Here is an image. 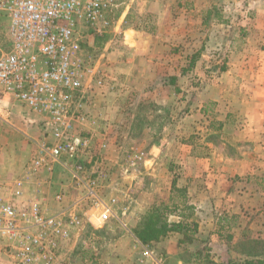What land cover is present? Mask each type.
Segmentation results:
<instances>
[{
    "label": "rangeland",
    "instance_id": "1",
    "mask_svg": "<svg viewBox=\"0 0 264 264\" xmlns=\"http://www.w3.org/2000/svg\"><path fill=\"white\" fill-rule=\"evenodd\" d=\"M116 1L109 14L121 18L116 27L83 49L103 79L93 131L95 143H108L112 163L103 198L121 194L115 216L101 225L93 222L97 210L79 211L82 223L72 228L60 264H138L146 244L140 235L161 221L169 229L162 237L172 236L176 251L183 245L188 264L264 260V0ZM6 23L0 14V52L10 46ZM139 56L158 62L143 91L121 71ZM216 89L221 101L202 102V90ZM23 110L28 129L10 114L0 124V161L12 148L25 159V143L43 134ZM191 175L196 184L187 189ZM71 185L68 178L60 204L52 192L36 198L50 210L72 206ZM0 264H11L1 245Z\"/></svg>",
    "mask_w": 264,
    "mask_h": 264
},
{
    "label": "built area",
    "instance_id": "2",
    "mask_svg": "<svg viewBox=\"0 0 264 264\" xmlns=\"http://www.w3.org/2000/svg\"><path fill=\"white\" fill-rule=\"evenodd\" d=\"M116 6V0H0L10 41L0 52V97L10 95L43 131L23 173L0 181V245L11 264H60L72 228L82 223L81 209L97 210L91 216L97 225L115 216L121 191L107 201L102 193L112 167L108 143L93 141L94 100L103 79H96L83 46L116 27L121 18L109 17ZM56 167L68 174L77 195L72 206L50 210L36 195L52 192L62 202L67 186L48 176ZM138 264L188 263L146 243Z\"/></svg>",
    "mask_w": 264,
    "mask_h": 264
},
{
    "label": "crops",
    "instance_id": "3",
    "mask_svg": "<svg viewBox=\"0 0 264 264\" xmlns=\"http://www.w3.org/2000/svg\"><path fill=\"white\" fill-rule=\"evenodd\" d=\"M187 0H179L178 2L181 3H185ZM180 15H182L179 12ZM191 16V15H190ZM193 16V15H192ZM180 18V17H178ZM137 35L139 37H142L140 35V33H137ZM143 38V37H142ZM147 38V37H146ZM144 39V38H143ZM134 40V44H136V47H142L139 44H137V42L139 43L140 40ZM146 48L150 49L151 45L146 44ZM156 44L152 45L153 49L156 48ZM142 52H147L145 51H141ZM144 54V53H143ZM146 61V62H144ZM158 62L155 61H148L145 57L143 56H139L138 60L136 62V65L133 64H129L128 62L123 63L122 67H121V71L125 72L128 76L127 78L129 79V76L131 75L132 77L135 76V80H133V82L138 83V88L143 91L145 90V86L149 84V81L147 80V78L149 76H151V80H153L155 75V69L157 68L155 64H157ZM132 79V78H130ZM132 82V83H133ZM218 92L221 91H216L215 92H206L204 90L201 91V100L202 102L205 100H208V98H210L211 100H219L221 101V97H216L215 94H218ZM218 96V95H217ZM195 101H192V105ZM191 105V106H192ZM0 107L1 108H6L4 110H2L0 108V124L2 125L3 122L5 120H7L6 114H10L11 117L16 118L17 120H19L20 124L23 125L25 127H27L26 129H28V125L26 124V120L25 123H23V118L21 115L23 116H29L27 113L24 112L23 108L15 102V100L10 96V95H3L2 97H0ZM6 112V113H5ZM27 114V115H26ZM37 129V128H36ZM35 130V129H34ZM33 130V131H34ZM36 131V130H35ZM26 146H23V148L25 147L28 150V155L25 157V159H20L19 157H17L16 153L17 151L12 148V150L10 149L9 151H7V153H9V155H11L12 157L9 158L7 161L5 160H1L0 161V179H5L7 177H9L12 174L13 170H18L17 171V175H21L24 171V168L26 166V163L28 162V160L31 158V156L33 155L34 151H35V144L32 141L31 144H27L25 143ZM16 155V159L14 158V156ZM244 163H242L243 165ZM48 176H50V178L52 179V181H54V183L58 184L61 183L63 186H67V180L69 178L68 174L65 173L61 168H57L55 169L52 173L48 174ZM194 176L193 179L192 178H188L187 182H186V187L188 189L187 184L189 183V187L190 185L193 186V184L195 185L196 183V175H191ZM58 185H56V187H59ZM44 190H46V186L44 187ZM175 222H179V221H175ZM173 237L172 236H165V237H161L158 241L155 242H151L152 245H155L157 248H159L164 254L170 256L171 258L174 259H180V255L179 253L182 251V249L184 248L183 245H179V243L177 244V249L178 251L175 250L176 245L173 243Z\"/></svg>",
    "mask_w": 264,
    "mask_h": 264
},
{
    "label": "trees",
    "instance_id": "4",
    "mask_svg": "<svg viewBox=\"0 0 264 264\" xmlns=\"http://www.w3.org/2000/svg\"><path fill=\"white\" fill-rule=\"evenodd\" d=\"M106 37H107V34H103L101 36H98L96 39L98 41H104L106 39ZM170 226L178 227L179 224L173 223V224H170ZM168 230H169L168 229V223H166L165 221H161V223L158 225L151 223L150 226H148L146 229H144L143 232H145V234L142 236L140 235V240L143 243L158 241L159 238L162 237L163 235H165ZM227 264H264V260L252 257L249 259H245L242 262H230Z\"/></svg>",
    "mask_w": 264,
    "mask_h": 264
}]
</instances>
